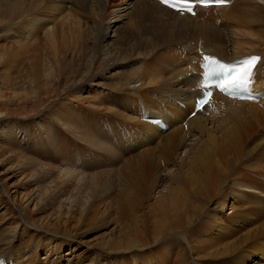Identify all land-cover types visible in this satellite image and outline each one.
<instances>
[{
    "label": "rangeland",
    "instance_id": "obj_1",
    "mask_svg": "<svg viewBox=\"0 0 264 264\" xmlns=\"http://www.w3.org/2000/svg\"><path fill=\"white\" fill-rule=\"evenodd\" d=\"M81 2L83 0H15L19 11L8 12L7 2L0 0V97L8 99L2 103L0 100V104L5 105L0 113V129L6 138L5 145L0 147V250L10 241L14 247L23 248L29 239L45 240L39 230L49 234L57 230L62 235L67 230L74 236L72 241L63 246L61 240L54 242L56 255L46 261L48 264H65L67 258L74 264H211L191 254L195 251L194 241L182 238L178 232L170 240L164 239L157 226V220L163 222L161 218H151L141 211L128 216L121 214V206L129 204L121 177L127 172V159L138 151L112 149L107 153L90 144V137L98 139L100 134L115 144V132L124 134V126L129 123H132L130 128H139L135 122L141 121L139 114L156 109L160 104L149 99L146 92L150 87L134 88L136 94L132 97L123 93L121 88L126 78L130 81L134 71H146L154 62L152 71L164 77L165 88H172L166 73L177 68L185 52L177 43L146 38L143 26L124 27V21L115 25V36L108 38L110 17L105 19L106 14L96 9L93 1L86 7ZM59 8L64 11L58 17ZM64 14L77 21L62 25L64 21L60 20ZM215 15L218 19L214 18V26L219 25L215 27L227 38L222 27L224 19L221 20L218 12ZM48 25L54 26L50 41L44 37ZM101 34L104 38L99 41ZM108 44L112 45L109 55L103 51ZM114 53L129 59L113 69L108 68L111 62L105 67L102 59ZM18 76L22 81L20 85L4 88L8 85L6 77L11 81ZM151 88L158 90L159 87ZM99 92L104 93L101 100L94 98ZM126 110L132 113L131 120ZM181 122L176 125L181 127L184 123ZM263 123L264 120L261 126ZM126 135L134 140L132 134ZM113 154L119 157L118 161ZM125 154L127 157H123ZM177 154L183 157L184 150ZM252 162L245 159L242 167L222 176L224 198L214 197L205 207L208 215H214L213 206L221 203L225 207L220 215L230 218L227 214L231 204H237L236 222L224 220L223 226L198 228L206 232L205 237L197 235L196 228L184 229L197 239L216 242L219 253L245 239L244 247L248 251L237 264H264V260L260 261V251L250 248L252 236L264 232V197L257 193L264 188V169H257L254 164L251 170L248 163ZM40 168L53 173L40 178L37 172ZM239 182L257 190L252 195L246 194L252 203L245 209L238 207L243 205L244 199L234 186ZM160 184L167 185L163 179L158 186ZM42 185L40 190L49 189L46 195L54 187L68 189L71 186L69 202L60 210L46 206L45 194L38 193ZM160 188L151 189L146 200L149 196L156 197ZM142 204L145 207V201ZM218 239L223 240L217 242ZM130 240H136L138 245L129 251L115 249ZM254 241L264 244L261 236ZM48 248L37 252L34 264L44 261ZM230 259L231 256L224 261ZM214 262L218 264V260Z\"/></svg>",
    "mask_w": 264,
    "mask_h": 264
},
{
    "label": "bare ground",
    "instance_id": "obj_2",
    "mask_svg": "<svg viewBox=\"0 0 264 264\" xmlns=\"http://www.w3.org/2000/svg\"><path fill=\"white\" fill-rule=\"evenodd\" d=\"M5 1L8 12L10 10L19 11L14 4L15 0ZM90 1L95 3L96 9H101L106 14L105 19L109 17L111 19L110 24L112 25H110L111 31L108 38L115 36V25L124 21V27L137 28L143 26L142 30L146 38L177 43L179 48L185 52V56L184 58L181 57L182 60H180L177 68L170 74L165 72L172 82V88H165L164 77L159 72L152 71L154 62H151L152 64L147 67L146 71H134L135 73L131 74L133 78L130 81L126 78L123 89L121 88L123 93L132 97L131 95L135 93L133 92L134 88L138 86L150 87V90L146 92L149 99L158 102L160 106L164 107V110L159 106L156 109L150 108V111L145 112L146 114L161 116L166 122L167 130L162 132L157 126L144 121L142 114L145 113L141 112L138 117V119L141 117V121H135L139 128H130L132 123L125 125L124 134L115 132V144L108 142L104 134L97 135L98 139L90 137L92 147L107 151V153L112 149H117V152L121 150L131 153L138 151L127 159V172L121 177L125 189L124 195L129 202V204H124L123 208L121 206V214L128 216L134 211H141L151 218H161L163 222L157 220V226H159V232L163 234L164 239L170 240L178 232L182 238L194 241L195 251L191 254L199 257L200 260L211 264H215V260H218V264H229L230 262L237 264L248 251L244 247L245 239L238 242L236 246L224 248L219 253L215 247L216 242L213 244L207 238L197 239L192 234L186 233L184 229L190 227L198 229L204 225L209 227L223 226L224 220L236 222L238 218L237 204H231V211L227 214L231 215L230 218L220 215L225 207L221 203H216L213 206L211 211L215 212L214 215H208V209L205 207L214 197L224 198L222 190L225 180L223 181L222 176L226 177L232 169L242 167L245 159L249 162L253 161L248 163L251 170L254 164L257 169H264V123L261 126V121L264 120V59L257 60L250 75L249 89L259 96L258 99H231L215 92L201 111L191 118L187 116L195 108L197 98L201 96L198 85L201 81L199 65L202 61V53L218 55L228 61L251 54L258 58H264V0H231L230 4L226 6H197L194 16L180 15L163 6L157 0H83L81 3L86 7L90 5ZM63 11V8H59L58 17L62 16ZM216 12L220 13L221 20L224 19L222 27L227 34L226 39L217 29L219 25L214 26L216 23L214 18L217 17L215 19L217 20L219 16V14L218 16L215 15ZM64 15L65 17L60 20L64 21L61 23L64 26L71 24L72 21H77L69 17V14ZM53 30L54 26L48 25L46 29L48 32H44L47 36L43 33L45 38H49V41L53 39L51 36ZM36 36L33 37L36 38ZM103 38L104 36L101 34L99 41ZM111 46L108 44L104 47L103 51L107 55L110 54ZM128 59L116 56L114 53L111 57L103 58L102 61L105 67H108L106 65L111 62L108 68L113 69L126 63ZM5 81L8 85L4 88L16 87L22 82L19 76L11 81L6 77ZM138 82L140 84L136 86L135 84ZM43 85L47 86V82H44ZM151 86L159 88L156 90ZM102 94L104 96V93ZM102 94L99 92L94 98L101 100ZM0 100L2 103L8 99L1 96ZM172 100L180 108L173 104ZM3 107L5 105L0 104V113L4 111ZM183 109H186L187 112H184ZM126 112L129 113L127 117L131 120L132 113L127 110ZM179 121L184 122L181 127L176 125ZM126 133L132 134L136 142L128 139ZM5 139L4 132L0 129V145L2 144L0 147L5 145L3 144ZM7 148L10 149V145ZM179 150H184L183 157H179L177 154ZM114 154L118 153L115 152ZM114 154L113 157H115ZM125 156L126 154L123 157ZM117 157L115 159L119 160ZM1 166L2 163H0ZM159 167L162 169H158ZM37 172H39L40 178L50 176L53 173L51 170L42 168ZM161 179L165 180L167 185L162 186L160 184L158 186ZM234 186L244 198L242 199L243 205L238 207L245 209L246 205L252 203L246 194L252 195L257 190L252 185H242L240 182L235 183ZM43 187L44 185L39 187L38 193L40 195L45 194L43 199H45L46 206H51L57 210L62 209L63 205L69 202L67 196L73 190L71 186L68 189L66 186L54 187L50 194L46 195L49 189L40 190ZM155 188H160L156 197L149 196L146 200L147 194ZM257 193L264 197V188L261 187ZM65 194L66 196H64ZM144 201L145 207L142 204ZM216 231L220 232V229H216ZM39 233L45 240L29 239L24 242L23 248L14 247L13 242L10 241L0 250V256H6L14 264H34L36 263L37 252L44 251L48 246H51L52 248H48L44 261L41 263L48 264L46 261L56 255L52 244L61 240L60 244L63 246L67 244V241H72L71 239L74 237L69 235L67 230L63 232V235L57 230L51 234L42 230H39ZM197 235L205 237L207 234L198 229ZM260 236L264 239V232L252 236L250 248L253 251H260V261H263L264 244L254 241ZM222 240L218 239L217 242ZM41 244L44 246H40ZM137 245L136 240H130L121 243L115 249L129 251ZM69 250L71 251L72 247ZM229 256L231 259L224 261ZM65 262V264H74L69 258Z\"/></svg>",
    "mask_w": 264,
    "mask_h": 264
},
{
    "label": "snow or ice",
    "instance_id": "obj_3",
    "mask_svg": "<svg viewBox=\"0 0 264 264\" xmlns=\"http://www.w3.org/2000/svg\"><path fill=\"white\" fill-rule=\"evenodd\" d=\"M162 2L167 3V0H162ZM210 3L215 4H223L226 2V0H209ZM205 61L209 60V57L205 56L203 57ZM258 59H264V58H258L256 56L249 57L245 60L240 61L241 70H237L235 72L228 71L227 74H224L222 79L218 82V87L224 88V87H240L242 86L246 80L247 74L252 71L255 67V63ZM207 67V65H205ZM225 72V65H220L219 69L217 68H210L208 72L204 73V75L207 76H213L218 73H224ZM211 95V93H205L204 98L197 101L196 107L199 108L201 105L205 104L207 101V98Z\"/></svg>",
    "mask_w": 264,
    "mask_h": 264
}]
</instances>
